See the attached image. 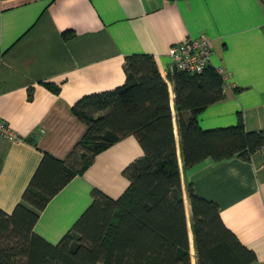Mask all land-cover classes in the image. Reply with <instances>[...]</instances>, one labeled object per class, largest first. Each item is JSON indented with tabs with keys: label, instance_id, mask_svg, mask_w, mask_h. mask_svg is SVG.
I'll return each instance as SVG.
<instances>
[{
	"label": "crops",
	"instance_id": "obj_1",
	"mask_svg": "<svg viewBox=\"0 0 264 264\" xmlns=\"http://www.w3.org/2000/svg\"><path fill=\"white\" fill-rule=\"evenodd\" d=\"M200 34L211 45L210 65L221 68L224 95L198 114L199 125L241 119L246 130H264V0H0V118L18 136L0 135V208L12 211L44 153L67 158L87 128L73 103L120 86L125 55L152 54L166 78L168 47ZM167 84L191 252L189 183L218 203L223 222L255 251L251 264H264V146L248 159L205 157L184 167ZM142 154L133 134L99 151L47 201L34 231L56 242L89 205L93 187L122 194L123 169Z\"/></svg>",
	"mask_w": 264,
	"mask_h": 264
},
{
	"label": "trees",
	"instance_id": "obj_2",
	"mask_svg": "<svg viewBox=\"0 0 264 264\" xmlns=\"http://www.w3.org/2000/svg\"><path fill=\"white\" fill-rule=\"evenodd\" d=\"M123 71L120 86L73 103L87 128L67 158L44 153L12 211L0 208V264H192V257L195 264L253 263L255 251L223 222L218 203L189 183L191 252L167 80L184 167L205 157L248 159L264 146V130H246L241 119L222 127L199 125L198 114L224 95L223 78L210 64L201 72L171 69L165 78L152 54L133 52L125 55ZM127 134L143 154L123 169L129 184L122 194L113 198L93 187L89 205L56 242L36 233L47 201Z\"/></svg>",
	"mask_w": 264,
	"mask_h": 264
},
{
	"label": "built area",
	"instance_id": "obj_3",
	"mask_svg": "<svg viewBox=\"0 0 264 264\" xmlns=\"http://www.w3.org/2000/svg\"><path fill=\"white\" fill-rule=\"evenodd\" d=\"M212 49L209 39L200 34L198 37H185L168 47L167 53L171 59V69L187 72H201L210 64ZM221 74V68H215ZM223 78V77H222ZM0 135L9 139H17V134L9 124L0 118Z\"/></svg>",
	"mask_w": 264,
	"mask_h": 264
},
{
	"label": "rangeland",
	"instance_id": "obj_4",
	"mask_svg": "<svg viewBox=\"0 0 264 264\" xmlns=\"http://www.w3.org/2000/svg\"><path fill=\"white\" fill-rule=\"evenodd\" d=\"M188 206V205H187Z\"/></svg>",
	"mask_w": 264,
	"mask_h": 264
}]
</instances>
